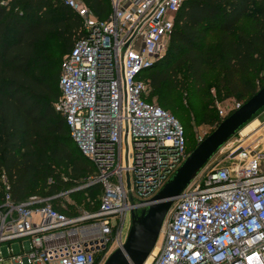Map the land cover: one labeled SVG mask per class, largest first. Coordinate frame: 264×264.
<instances>
[{"label":"built area","instance_id":"built-area-1","mask_svg":"<svg viewBox=\"0 0 264 264\" xmlns=\"http://www.w3.org/2000/svg\"><path fill=\"white\" fill-rule=\"evenodd\" d=\"M58 1L82 26L60 62L54 109L94 167L80 186L102 191L96 209L68 215L51 199L73 189L15 201L2 176L0 244L20 246L8 247L9 264H104L126 240L127 216L128 230L131 214L150 203L190 153L179 120L147 101L145 77L167 51L183 0H109L105 19L84 0ZM241 105L223 100L219 120ZM207 135L199 132L196 145ZM149 257L144 264H264V153L238 143L223 163L204 166L174 200Z\"/></svg>","mask_w":264,"mask_h":264},{"label":"trees","instance_id":"trees-1","mask_svg":"<svg viewBox=\"0 0 264 264\" xmlns=\"http://www.w3.org/2000/svg\"><path fill=\"white\" fill-rule=\"evenodd\" d=\"M253 1L183 0L165 55L145 71L149 88L161 90L177 83L179 75L198 84L200 98L210 106L228 97L242 104L249 99L264 76V0ZM84 2L98 18H107L111 11L109 0ZM81 26L80 18L58 0H0V203L2 176L11 197L23 201L70 191L94 171L54 109L60 98L62 58L44 59L36 50L55 39L66 54L81 35ZM210 33H216L212 42L207 41ZM40 68L51 75L37 73ZM209 68L215 72L207 76ZM210 88L215 89L212 100ZM99 196L96 206L91 202L92 210ZM59 197L51 199L56 209L68 215L78 212L76 205L70 210L57 204Z\"/></svg>","mask_w":264,"mask_h":264},{"label":"rangeland","instance_id":"rangeland-1","mask_svg":"<svg viewBox=\"0 0 264 264\" xmlns=\"http://www.w3.org/2000/svg\"><path fill=\"white\" fill-rule=\"evenodd\" d=\"M248 19L249 18L246 16L242 22L247 21ZM215 38L216 33H210L207 36V41L212 42L215 40ZM36 50L37 55H40V57H43L44 59L46 57H56L59 59V62L65 54L62 46L55 39H51L38 45ZM214 72L215 69L209 68V74H207V76ZM37 73L51 75L50 71L42 68L38 69ZM178 79L179 80L177 83H167L161 90L158 91H153L149 88L147 98L176 116V118L184 127L187 137V147L188 150H190L194 146L195 136L199 132L205 131L207 134H209V131L216 124L218 120V107L223 100H216L213 106H210L207 101L200 98L199 93L196 90L197 87H199L198 84L182 80L179 75ZM53 83L56 85L55 82ZM258 83L260 87L264 85V76L262 79L258 80ZM211 89L212 88H210L208 92V97L212 100V97L215 96V89L213 88L214 92H211ZM226 99L231 101L234 98L228 97ZM244 101L245 100H243V102ZM255 121L258 122V125L254 123ZM245 128H248L247 132H243ZM238 143L242 146L256 147V150L264 153V107L258 111L248 123L239 129V131L234 136H232L204 166L207 165L210 167L214 164L223 163L229 155V150ZM99 193L100 187L97 185L92 188L78 190L73 194L66 193L60 195L56 203L63 204L70 210H72L75 205L87 210H92L93 207H91V202L95 203V206L97 205ZM129 217L130 215L127 216L125 233L128 232L127 224L129 223ZM8 247H12L14 252L20 251L18 241L1 243L0 255L4 257V260L3 262H0V264H9Z\"/></svg>","mask_w":264,"mask_h":264},{"label":"water","instance_id":"water-1","mask_svg":"<svg viewBox=\"0 0 264 264\" xmlns=\"http://www.w3.org/2000/svg\"><path fill=\"white\" fill-rule=\"evenodd\" d=\"M264 107V85L240 108L218 123L177 168L139 214L132 213L124 244L104 264H144L158 240L163 221L174 200L196 177L212 156ZM90 187L79 186L71 191Z\"/></svg>","mask_w":264,"mask_h":264},{"label":"bare ground","instance_id":"bare-ground-1","mask_svg":"<svg viewBox=\"0 0 264 264\" xmlns=\"http://www.w3.org/2000/svg\"><path fill=\"white\" fill-rule=\"evenodd\" d=\"M256 125H258V122L257 121H255L254 122ZM248 131V128H245L244 130H243V132H247ZM151 260V257H148V259L146 260V263H148L149 261Z\"/></svg>","mask_w":264,"mask_h":264},{"label":"crops","instance_id":"crops-1","mask_svg":"<svg viewBox=\"0 0 264 264\" xmlns=\"http://www.w3.org/2000/svg\"><path fill=\"white\" fill-rule=\"evenodd\" d=\"M79 209H84V208H82V207H77V210H79Z\"/></svg>","mask_w":264,"mask_h":264}]
</instances>
